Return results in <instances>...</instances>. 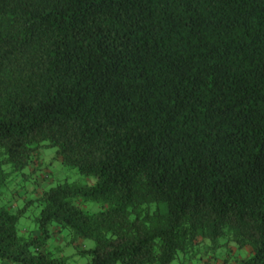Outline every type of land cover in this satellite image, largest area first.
Wrapping results in <instances>:
<instances>
[{
    "label": "trees",
    "instance_id": "trees-1",
    "mask_svg": "<svg viewBox=\"0 0 264 264\" xmlns=\"http://www.w3.org/2000/svg\"><path fill=\"white\" fill-rule=\"evenodd\" d=\"M47 148L95 182L0 204V263L264 264V0H0V186Z\"/></svg>",
    "mask_w": 264,
    "mask_h": 264
},
{
    "label": "rangeland",
    "instance_id": "rangeland-1",
    "mask_svg": "<svg viewBox=\"0 0 264 264\" xmlns=\"http://www.w3.org/2000/svg\"><path fill=\"white\" fill-rule=\"evenodd\" d=\"M56 149H43L39 157L27 170L26 176L19 174L17 179L9 184L0 186V204L12 205L15 209L26 207V214L22 220V225L34 226L35 213L38 212L36 199L43 191L42 186L55 185L57 182L68 179L70 181L79 180L93 184L95 177H84L76 168L64 165L56 158ZM29 169L33 172H29ZM41 184V185H40ZM41 187H40V186ZM83 207L97 209L95 204H83ZM25 222V223H24ZM70 238L62 237L59 245L63 248V254L69 257L68 264H88L89 258L78 253L79 248H92L94 241L89 238L74 239L71 244L67 243ZM226 251V250H225ZM227 252V251H226ZM235 255L247 256L248 250L237 251Z\"/></svg>",
    "mask_w": 264,
    "mask_h": 264
},
{
    "label": "crops",
    "instance_id": "crops-1",
    "mask_svg": "<svg viewBox=\"0 0 264 264\" xmlns=\"http://www.w3.org/2000/svg\"><path fill=\"white\" fill-rule=\"evenodd\" d=\"M0 264H12V263H9V262H7V261H4V262H2V263H0ZM219 264H223L222 261H220Z\"/></svg>",
    "mask_w": 264,
    "mask_h": 264
}]
</instances>
